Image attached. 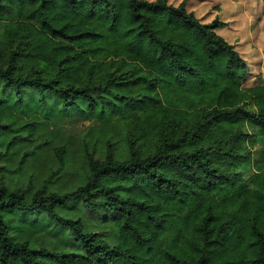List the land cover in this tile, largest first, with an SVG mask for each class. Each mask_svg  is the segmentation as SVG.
Returning <instances> with one entry per match:
<instances>
[{"label":"trees","instance_id":"obj_1","mask_svg":"<svg viewBox=\"0 0 264 264\" xmlns=\"http://www.w3.org/2000/svg\"><path fill=\"white\" fill-rule=\"evenodd\" d=\"M187 1L0 0V264H264V83Z\"/></svg>","mask_w":264,"mask_h":264},{"label":"rangeland","instance_id":"obj_2","mask_svg":"<svg viewBox=\"0 0 264 264\" xmlns=\"http://www.w3.org/2000/svg\"><path fill=\"white\" fill-rule=\"evenodd\" d=\"M181 1L169 0V3L177 5ZM186 8L203 23H209L215 18L225 22V28L219 30V33L230 38L236 51L246 61L249 70L246 84L250 86L259 82L264 83V0L257 2L254 0H188ZM12 20L14 18L1 20L0 29L2 25ZM90 126L92 123L80 122L68 124L64 130L72 138L79 140L90 129ZM253 152V159L256 164H259L264 155L261 140L257 141ZM38 171H40L39 166L26 168L19 185L31 186L32 190L43 185L52 187V184H47V175L39 174ZM240 172L245 179H249L254 173V168L241 167Z\"/></svg>","mask_w":264,"mask_h":264}]
</instances>
